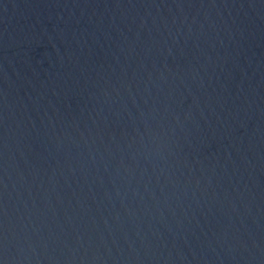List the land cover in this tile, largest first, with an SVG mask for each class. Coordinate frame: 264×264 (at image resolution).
<instances>
[{"label":"water","instance_id":"water-1","mask_svg":"<svg viewBox=\"0 0 264 264\" xmlns=\"http://www.w3.org/2000/svg\"><path fill=\"white\" fill-rule=\"evenodd\" d=\"M0 264H264V0H0Z\"/></svg>","mask_w":264,"mask_h":264}]
</instances>
